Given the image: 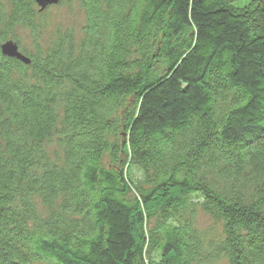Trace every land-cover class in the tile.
<instances>
[{"label": "trees", "instance_id": "obj_1", "mask_svg": "<svg viewBox=\"0 0 264 264\" xmlns=\"http://www.w3.org/2000/svg\"><path fill=\"white\" fill-rule=\"evenodd\" d=\"M50 8L0 0V264H264V0Z\"/></svg>", "mask_w": 264, "mask_h": 264}, {"label": "rangeland", "instance_id": "obj_2", "mask_svg": "<svg viewBox=\"0 0 264 264\" xmlns=\"http://www.w3.org/2000/svg\"><path fill=\"white\" fill-rule=\"evenodd\" d=\"M241 3V2H240ZM47 32H45V38L59 31H71L74 33L75 38H78L80 30L83 25L82 13L76 6L69 7L63 4L59 7L50 8L47 10ZM21 47L30 51L29 43L25 37V34H21ZM198 225L201 229L209 228L211 221L202 214L198 215Z\"/></svg>", "mask_w": 264, "mask_h": 264}, {"label": "water", "instance_id": "obj_3", "mask_svg": "<svg viewBox=\"0 0 264 264\" xmlns=\"http://www.w3.org/2000/svg\"><path fill=\"white\" fill-rule=\"evenodd\" d=\"M33 1L36 7L38 8L39 13L45 11L47 8L56 6L58 4V0ZM0 54L5 58L14 59L23 65L29 64V60L19 52L18 46L12 41H6L0 45Z\"/></svg>", "mask_w": 264, "mask_h": 264}]
</instances>
